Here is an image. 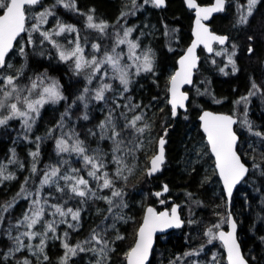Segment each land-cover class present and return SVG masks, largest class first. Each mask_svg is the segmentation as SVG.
Here are the masks:
<instances>
[{
    "label": "trees",
    "instance_id": "1",
    "mask_svg": "<svg viewBox=\"0 0 264 264\" xmlns=\"http://www.w3.org/2000/svg\"><path fill=\"white\" fill-rule=\"evenodd\" d=\"M7 1L0 0V14ZM196 1L206 5L213 0ZM248 1L227 0L224 13L211 19V30L228 36L224 51H230L229 57H216V46L212 56L199 50L193 85L185 89L190 96L187 112H180L174 121L167 105L168 80L191 40L193 19L182 0H166L163 10L150 0H42L35 7L25 8V34L6 62L12 61L17 69L19 87L29 88L37 80L53 78L62 98L55 106L42 107L28 128L17 118L0 125V264H89L88 241L102 226L111 248L104 264H125L144 208L156 204L152 191L161 190L163 185L168 187L163 199L171 198L180 205L185 226L157 238L149 264H177L179 255L204 244L205 231L223 229L227 220L226 200L197 120L205 109L239 120L238 152L249 173L233 195L231 213L249 264H264V0H256L242 18L237 7ZM120 25L133 29L132 39L153 57L152 69L132 76L127 92L129 110L114 106L111 111L114 128L109 136L116 131L120 145L130 139L144 141L139 152L143 161L133 176L123 180L115 179L109 137L95 134L106 115L90 105L88 117H81L85 112L80 99L84 88L81 72L72 59L64 60L58 54L52 41L60 38L46 35L57 26L72 28V37L84 45L86 54L93 51L100 56L113 46L117 36L114 30ZM6 71L5 66L0 69V88ZM68 110L73 118L61 121ZM74 119L75 136L83 148L77 162L73 154L59 153L57 147L59 124L65 122L67 129ZM244 119L250 127L247 133H243ZM169 126L166 162L149 182L145 174L148 156ZM87 156L100 160L98 170L84 162ZM67 171L71 179L64 185L60 178ZM51 173L58 183H39ZM103 175L120 196L116 210L104 199L111 188H102ZM38 194L46 206L42 221L50 211L65 212L66 218L45 236L38 250L17 251V227L34 211ZM211 247L221 252L225 262L221 245L215 240ZM201 256L208 262L207 254Z\"/></svg>",
    "mask_w": 264,
    "mask_h": 264
},
{
    "label": "rangeland",
    "instance_id": "2",
    "mask_svg": "<svg viewBox=\"0 0 264 264\" xmlns=\"http://www.w3.org/2000/svg\"><path fill=\"white\" fill-rule=\"evenodd\" d=\"M255 1L249 0L245 5L237 7L240 17H245L251 11ZM35 27L39 28V24H36ZM114 31L117 36L113 46L100 56L93 51L86 54L84 45L79 44L76 38L72 37L74 36V30L72 28L57 26L54 29H50L46 35L48 37L60 38V40H57L60 42L52 41L57 47L58 54L64 60L72 59L77 71L81 72L82 79L84 80V88L80 94V99L85 109L81 117L83 119L88 117L90 105L95 107L99 113L106 115V120H103L98 125L95 134L100 138L109 137L111 145L113 146L112 158L116 164L114 171L116 175L115 179L123 180L136 173L139 161H141L139 152L144 147V141L130 139L128 141L129 147L126 144L127 142L120 145V142L117 141L118 135L116 131L109 136L111 127L114 128L111 111L114 106L115 108L123 106L124 111L129 110L127 107L129 100L127 92L130 89L129 83L132 76L134 77L137 74L152 69L153 57L147 54L148 49L146 47H141L138 41L132 39L133 29L120 25ZM224 49L225 47L216 48L214 53L216 57H221V55L229 57L227 53L230 54V51L226 52ZM5 67L7 71L0 88V125L11 118H17L20 119L23 126L25 125L28 128L34 123V119L39 116L42 107L58 104L62 98L59 84L53 78L48 77L35 81L29 88L19 87L17 80L18 71L14 68L12 61H7ZM173 71H171L169 78ZM111 102L114 104H110ZM62 115L61 121H65L67 118H73L72 111L70 110ZM75 122L76 119L71 120V127L67 129H65V122L59 124L58 133L60 136L57 140V147H59V153L67 152L73 154L72 159L77 162L83 153V148L75 136L73 127ZM243 124L245 127L243 128V133H247L250 127L245 119ZM201 149L202 146L199 147V150ZM152 154L153 152L148 156V160ZM83 159L84 162H89L94 167V170H98L101 165L98 158L90 160V157L87 156ZM76 167L78 168L77 164ZM73 171L72 180L74 174H78V169ZM64 175L60 180L62 179L63 184L66 185V182H69L71 179V174L67 171ZM93 177L97 179L96 176ZM84 180L82 179L78 182L80 183ZM58 181L57 176L51 173L49 177L42 178L39 183L50 185L51 183L56 184ZM73 181H76V178ZM103 182L102 188H111V192L108 195H104V199L116 210L120 207V196L117 189H115V185L111 184V181L105 176ZM41 198L40 194H38L35 199L37 205L34 211L31 215L24 218L17 227V251L29 249V251L34 252L38 250L45 236L51 233L54 228L60 226L66 218L67 214L65 212L58 213L56 211H50L46 219L42 221V212L46 206L42 204L43 200L41 201ZM39 224L42 225L39 226ZM109 226L111 227V225ZM218 229H207L205 231L206 242L204 244L194 245L191 249L179 255L177 257V264H226L222 261L221 252L213 247L210 248V245L216 240V231ZM105 231L106 227L102 226L88 241L90 243L88 248L89 256L87 257L90 261L89 264H104L108 258V253L111 248L109 247L108 237ZM75 248L82 249L83 247L76 245ZM204 253L209 257L208 262L202 259L201 255Z\"/></svg>",
    "mask_w": 264,
    "mask_h": 264
},
{
    "label": "water",
    "instance_id": "3",
    "mask_svg": "<svg viewBox=\"0 0 264 264\" xmlns=\"http://www.w3.org/2000/svg\"><path fill=\"white\" fill-rule=\"evenodd\" d=\"M150 1L159 10L166 6V0ZM182 1L186 10L192 13L193 19L191 40L177 58L176 68L168 80L167 105L172 121L180 112H187L190 96L185 89L193 85L199 65V50L212 56L215 46L223 48L228 43V36L213 32L209 24L213 16L224 13L227 0H213L206 5H201L196 0ZM41 2L42 0H8L0 14V69L5 66L18 39L25 34V8L35 7ZM197 120L226 200V227L216 231L217 242L222 247L226 264H249L237 235V223L231 213L233 195L249 173V166L238 152V118L205 109L200 112ZM170 129L171 126L163 130L157 139L155 151L148 160L145 174L149 182L162 171L166 162L165 145ZM167 193L166 185L161 190L152 191L156 204L144 208L134 243L126 253L125 264H149L157 238L185 226L180 205L171 198L163 199ZM166 203H171L168 208L165 207Z\"/></svg>",
    "mask_w": 264,
    "mask_h": 264
},
{
    "label": "bare ground",
    "instance_id": "4",
    "mask_svg": "<svg viewBox=\"0 0 264 264\" xmlns=\"http://www.w3.org/2000/svg\"><path fill=\"white\" fill-rule=\"evenodd\" d=\"M240 186V185H239Z\"/></svg>",
    "mask_w": 264,
    "mask_h": 264
}]
</instances>
